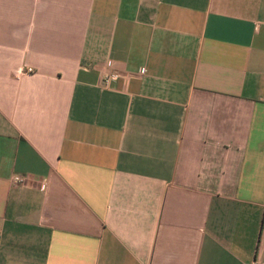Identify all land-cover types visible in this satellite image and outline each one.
Wrapping results in <instances>:
<instances>
[{"label":"crops","instance_id":"obj_1","mask_svg":"<svg viewBox=\"0 0 264 264\" xmlns=\"http://www.w3.org/2000/svg\"><path fill=\"white\" fill-rule=\"evenodd\" d=\"M254 262L264 0H0V264Z\"/></svg>","mask_w":264,"mask_h":264},{"label":"built area","instance_id":"obj_2","mask_svg":"<svg viewBox=\"0 0 264 264\" xmlns=\"http://www.w3.org/2000/svg\"><path fill=\"white\" fill-rule=\"evenodd\" d=\"M107 66L109 67L110 70L104 75L103 83L106 86H110L112 82H114V81L119 79L120 74H119L118 71L112 69V63L111 62H108ZM19 182H23V180L19 179ZM253 264H259V263L258 262H254Z\"/></svg>","mask_w":264,"mask_h":264}]
</instances>
